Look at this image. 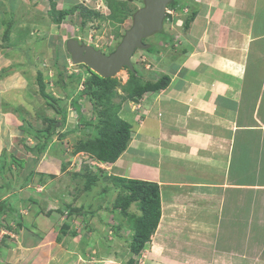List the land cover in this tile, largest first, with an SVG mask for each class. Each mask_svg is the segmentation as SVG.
Returning <instances> with one entry per match:
<instances>
[{"label":"crops","instance_id":"1","mask_svg":"<svg viewBox=\"0 0 264 264\" xmlns=\"http://www.w3.org/2000/svg\"><path fill=\"white\" fill-rule=\"evenodd\" d=\"M191 5L188 26L166 32L161 59L153 55L168 85L142 95V114L121 104L130 140L104 171L158 185L151 264H264V0ZM49 199L36 200L31 229L23 216L19 229H0V264L81 259L80 235L57 226L64 215ZM66 237L74 250L61 246Z\"/></svg>","mask_w":264,"mask_h":264},{"label":"rangeland","instance_id":"2","mask_svg":"<svg viewBox=\"0 0 264 264\" xmlns=\"http://www.w3.org/2000/svg\"><path fill=\"white\" fill-rule=\"evenodd\" d=\"M52 1L55 9L70 11L62 21L57 20ZM117 1L123 3L117 18L108 16L110 8L105 0H4L5 13L0 14V167L4 163L0 170V200L6 202L0 212V229H19L24 219L31 229L39 215L36 200L42 196L47 200L54 198L59 214L64 215L57 226L66 223L71 231L80 235L76 243L80 252L76 251L81 259L74 264H151L152 261L146 246L138 254L129 252L132 220L118 210L111 211L124 197V191L110 179V173L104 171L109 163L83 150L87 140L97 138L102 129L97 103L89 95L80 97L77 104L85 123H77L76 116L70 118L74 111L70 98L76 95L70 74L79 72L81 79L86 74L81 64L71 62L66 40L77 38L104 53L113 51L131 26L133 13L143 5V0ZM187 1L191 4L197 0ZM85 9L95 10L101 16L84 19ZM175 14L169 15L163 27L176 38L175 28L183 24L184 18ZM164 36L156 32L145 40L153 52L157 50L156 57L160 59L167 44ZM131 59L140 79H153L160 72L161 60L158 64L143 49H137ZM37 71L41 73L45 91L59 99V107L65 108L64 122L61 114L40 94ZM129 77L126 68L113 76L116 96L112 102L127 105L125 101L129 99L124 98L131 87ZM78 87L79 91L83 88ZM141 97L131 103L132 112L142 114ZM49 118L58 124L55 133L47 139L27 131L45 129ZM39 143H44L42 150L37 149ZM6 183L11 185L7 192ZM77 208L81 212L69 213ZM127 212L138 214L136 204H131ZM81 239L84 240L79 245ZM61 240L63 249L74 250L70 246L71 237ZM148 244L150 250L152 245Z\"/></svg>","mask_w":264,"mask_h":264},{"label":"trees","instance_id":"3","mask_svg":"<svg viewBox=\"0 0 264 264\" xmlns=\"http://www.w3.org/2000/svg\"><path fill=\"white\" fill-rule=\"evenodd\" d=\"M105 2L110 8L108 16L110 18H117V16L121 14L120 6L123 3H120L117 0H105ZM187 4V0H172L168 7L181 10V8L185 7ZM51 6L52 9L55 10L58 21H62L70 12L67 9H55L53 1L51 2ZM77 6V4L74 6L75 9ZM84 12H86L84 19H90L93 15L101 16L97 11L92 9H85ZM194 14L195 11L192 9L191 5L188 13L184 16L182 25L183 29L188 26ZM10 22L11 20L9 19V24ZM160 32L162 35H167L164 29ZM145 40L146 38L143 40L146 43ZM149 47V49L145 48L143 50L147 51L151 56H155V54H157V50L155 49L153 52L151 49L152 46ZM81 66L85 68L83 73H85L86 76L84 79H81L82 75L79 72L70 74V79L72 80L70 83L75 89L76 95L70 98L67 93L65 94L67 98H70L72 108L76 111L77 123L81 124H84L85 121H82V115L79 111V105L77 104L78 99L82 96L89 95L95 100L99 108L96 112L98 113L99 121L102 124V129L100 130V135L97 136V138L87 140L86 144L83 146V150L95 155L94 158L99 161L112 163L127 148L130 140V126L129 123L119 115L121 102H112V99L116 96V83H114L113 77H102L84 64H81ZM126 69L131 75L128 81V84L131 87L129 92L125 95V100H136V98L141 97L146 92L158 91L168 85L169 76L166 74L155 76L153 79L143 80L140 79L141 76L138 70ZM37 83L42 97L61 114L64 122L67 114L66 110L65 108L59 107V99H56L45 91V85L40 71H37ZM80 85H82L83 88L79 91L78 86ZM47 120L48 126L45 129H27V131H30L40 139H47L55 133V127L58 124V121L55 119L49 118ZM37 146L38 148H36L38 150H42L44 143H39ZM29 150L32 151V149ZM13 158L16 159L15 157ZM3 164L4 163L2 162L0 170L3 167ZM110 179L115 183V185L119 186L124 191V197L112 206L111 211L118 210V212L123 213V215L132 220L133 224H131V226L133 228V233L128 243V249L131 254H138L144 247L145 243L149 241L150 236L155 231L160 219L161 207L159 187L156 183L151 181L131 179L117 175H110ZM4 186L6 192L11 189V185L8 183L4 184ZM133 203L136 204L138 214H129L127 212V208ZM5 204V201H0V212L3 208H5ZM75 211L81 212V209H72L69 213L72 214Z\"/></svg>","mask_w":264,"mask_h":264},{"label":"water","instance_id":"4","mask_svg":"<svg viewBox=\"0 0 264 264\" xmlns=\"http://www.w3.org/2000/svg\"><path fill=\"white\" fill-rule=\"evenodd\" d=\"M172 0H143V5L132 15V24L125 30L120 42L110 53H104L75 38L66 40V48L73 64H84L102 77H113L123 68L133 69L131 58L137 49L148 48L143 40L160 32L165 19V9ZM76 111L71 112V119Z\"/></svg>","mask_w":264,"mask_h":264},{"label":"clouds","instance_id":"5","mask_svg":"<svg viewBox=\"0 0 264 264\" xmlns=\"http://www.w3.org/2000/svg\"><path fill=\"white\" fill-rule=\"evenodd\" d=\"M191 1V0H190ZM189 3L190 2H188V4L185 6V7H183V8H181V10H178L177 8H172V7H168V5H167V7H166V9H172L173 10V12L174 13H172V14H168L167 12H166V9H165V19H164V22H163V24L165 23V22H167L169 19H170V17H169V15H172V16H174V14H175V12L177 13V14H175V16L176 17H178V14L180 15V14H182L183 15V18H184V16L188 13V11H189V7L191 6V4L189 5ZM180 12V13H179ZM166 15H167V17H166ZM176 20V19H175ZM162 29H164V27L162 28ZM75 39H77V38H75ZM78 41H79V39H77ZM79 42H81V41H79ZM82 43V42H81ZM84 43V42H83ZM134 55V54H133ZM131 61H132V59H131ZM132 63H133V61H132Z\"/></svg>","mask_w":264,"mask_h":264},{"label":"built area","instance_id":"6","mask_svg":"<svg viewBox=\"0 0 264 264\" xmlns=\"http://www.w3.org/2000/svg\"><path fill=\"white\" fill-rule=\"evenodd\" d=\"M166 12H167L168 14H172V13H174L172 9H166Z\"/></svg>","mask_w":264,"mask_h":264}]
</instances>
